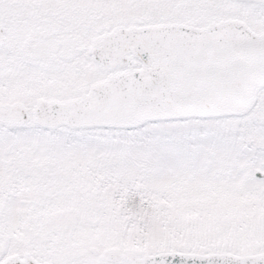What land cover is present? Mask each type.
Listing matches in <instances>:
<instances>
[{
    "label": "snow or ice",
    "instance_id": "snow-or-ice-1",
    "mask_svg": "<svg viewBox=\"0 0 264 264\" xmlns=\"http://www.w3.org/2000/svg\"><path fill=\"white\" fill-rule=\"evenodd\" d=\"M0 264H264V0H0Z\"/></svg>",
    "mask_w": 264,
    "mask_h": 264
}]
</instances>
